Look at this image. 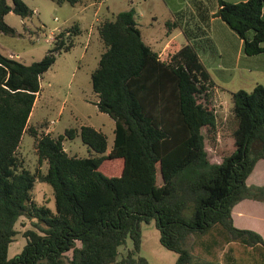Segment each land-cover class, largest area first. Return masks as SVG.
Returning <instances> with one entry per match:
<instances>
[{"label": "trees", "instance_id": "16d2710c", "mask_svg": "<svg viewBox=\"0 0 264 264\" xmlns=\"http://www.w3.org/2000/svg\"><path fill=\"white\" fill-rule=\"evenodd\" d=\"M9 1L0 0V35L13 36L5 16L25 19L32 11L22 0ZM50 1L73 7L86 0ZM192 3L196 28L182 27L181 13L164 24L168 31L181 30L188 42L166 61L143 41L134 8L98 25L103 52L91 86L98 111L114 121L108 153L105 135L93 127L52 137L39 133L42 127L28 126L41 76L57 55L73 47L80 35L77 25L56 35L38 62L25 65L0 54V264H149L140 247L141 226L150 223L160 245L176 254L175 264H219L196 258L184 246L188 236L213 227L232 241L264 250L259 234L235 228L231 219L238 202H264V186L246 184L256 162L264 159V87L231 93V115L222 121L212 105L215 84L191 43L205 35L214 17L242 40L244 56L264 54V0ZM26 132L37 154L35 173L16 156ZM75 137L94 153L91 157L66 153L63 143ZM206 146L220 163L210 162ZM113 163L116 174L103 170ZM37 183L51 190L54 210L34 199ZM21 217L34 228L24 232V246L10 258ZM127 240L131 248L121 254Z\"/></svg>", "mask_w": 264, "mask_h": 264}, {"label": "rangeland", "instance_id": "374dc122", "mask_svg": "<svg viewBox=\"0 0 264 264\" xmlns=\"http://www.w3.org/2000/svg\"><path fill=\"white\" fill-rule=\"evenodd\" d=\"M22 1L29 7L32 14L25 19L13 13L5 16V24L11 27L16 34L13 36L0 35V54L4 56L30 65L40 61L53 47L52 44L45 42L48 36L53 34L56 37L73 25L81 29L80 35L73 38V47L68 52H61L57 55L52 66L41 76L40 93L35 100L28 126L42 127L39 129V133H42L49 125L52 128L49 133L52 137L62 135L67 129L78 130L82 126H93L105 135L109 152L114 141V121L108 115L98 111L97 97L91 86V74L98 67L100 54L103 52V42L97 32L96 19L104 20L109 17L103 15L117 14L133 7L137 15L140 14L137 20L144 33L146 27L147 30H154L158 28V25L163 28L164 21L169 18L170 14L175 16L180 10L178 14H184L188 4L193 7V0H101L99 7L90 6L85 10L82 5L57 6L50 0ZM88 1L90 0H86L85 3ZM154 13L157 14V22L155 27L151 28L149 25H154L152 21ZM187 15H189L188 12L185 14L188 23L190 19ZM160 35L164 36V32L161 31ZM180 38L184 40L183 37ZM235 52L233 49L226 50L225 53L221 51L217 53L214 51L200 52L201 62L216 85V90L213 89L212 93V105L217 117L222 121L231 115V93L239 90L251 92L257 84L264 87V54L253 57L242 55V59H236ZM202 99L199 97L200 102ZM63 147L69 156L88 158L94 154L82 144L79 137L66 140ZM206 151L210 162H219V157L208 146H206ZM16 156L22 167L31 173H35L39 168L33 137L27 132L21 139ZM46 169L47 165L43 163L40 166L41 172L45 173ZM104 169H108L113 174L117 172L115 163L103 165ZM33 197L39 204L54 210L52 193L46 185L37 183ZM189 214V211L184 212L187 217ZM14 228L17 234L9 246L8 256L10 258L19 253L24 246V232L34 227L29 220L21 217ZM213 229L204 235L194 236H203L210 242L212 238L217 240L226 234L220 227H213ZM141 233L142 238H147V240L142 246L140 255L149 264H168L165 258L155 255L158 249L155 248L153 238H159V235L154 224H143ZM217 244L220 246L222 242ZM130 248L131 242L127 240L126 246L120 248L119 252L123 254Z\"/></svg>", "mask_w": 264, "mask_h": 264}, {"label": "crops", "instance_id": "0c3cea01", "mask_svg": "<svg viewBox=\"0 0 264 264\" xmlns=\"http://www.w3.org/2000/svg\"><path fill=\"white\" fill-rule=\"evenodd\" d=\"M223 1L229 3H239V2H245L246 0H223ZM100 4L101 2L88 1L87 3L82 5V8L83 10H85L90 6L99 7ZM213 10L215 11V8H213ZM214 11H211L210 14L212 15ZM179 12H181V10ZM179 12H177L176 14H178ZM186 12H188L189 15L187 16H189L190 19L188 23L186 21V16H185ZM186 12H184V14L181 13L182 18L180 19V25L191 31L193 28H196L199 25V22L194 15L195 10L192 7V5L191 6L189 4L187 5ZM115 15L116 14L111 13L109 15H103V16L113 18ZM153 15L154 16L152 17V21L154 25H149V27L151 28L155 27V23L157 22V14L154 13ZM262 15L264 17V7L262 10ZM137 16L140 17V14ZM175 16L173 14H170L169 18L166 21H164V24L167 21H173L174 18H176ZM102 20L103 19H99V18L96 19L97 24L99 25ZM98 25H97V29H98ZM157 27L158 28L154 30H147L146 27L144 33H142L141 31L142 39L149 47H151V49L154 52L158 54V57L161 61H166L170 59L174 54H176L181 48L186 46L188 42L183 36L182 31L179 29H173L171 31H168L167 29H165L164 26L163 28L160 25H158ZM79 30L81 33L80 28ZM140 30H141V26H140ZM161 31L164 32V36L162 37L160 35ZM180 37H183L184 40H181ZM191 43L195 44L198 50L199 57L201 51H204L206 53L207 51H214L216 53L218 51H221L222 53H225L226 50L228 51L233 49L236 51L235 52L236 59L237 58L242 59V55H243L242 40L239 39L237 35L233 33L218 18L211 17L208 26H206L205 35L199 39L192 40ZM215 88L216 85L214 89ZM33 109L30 116H32L33 114ZM28 125H29V121H28ZM93 128L97 130L95 127ZM51 131L52 128L49 127V125L46 127V130H44L46 134H49ZM220 162L221 159L219 157V162H212V163L218 164ZM246 184L264 186V159H260L256 162L252 172L246 179ZM231 219L233 226L235 228L241 230H251L253 232H256L264 240V202L249 200V199H245L238 202L231 210ZM212 229H210V231H212ZM213 231L216 230L213 229ZM153 239L156 245L155 248L158 249L156 251L157 254L155 255L160 258H165V261H167L168 264H175V261L177 259L176 254L164 249L159 243V238H153ZM146 240L147 238H142L140 252ZM219 242H222V244L220 246H217L218 245L217 243ZM184 246L185 248L189 249L196 258L201 260L217 262L219 264H264V250L262 248L247 247L246 245H244L239 241L230 240L229 235L227 234H224L223 238H219L217 240H215V238H212L210 242L205 240L203 236L191 235L188 236L187 239L185 240ZM206 258H213V259H206Z\"/></svg>", "mask_w": 264, "mask_h": 264}, {"label": "built area", "instance_id": "2783aa9c", "mask_svg": "<svg viewBox=\"0 0 264 264\" xmlns=\"http://www.w3.org/2000/svg\"><path fill=\"white\" fill-rule=\"evenodd\" d=\"M55 37L52 35L48 36V38L45 40L46 43L52 44L54 42Z\"/></svg>", "mask_w": 264, "mask_h": 264}]
</instances>
